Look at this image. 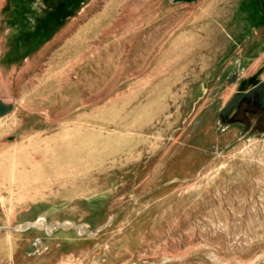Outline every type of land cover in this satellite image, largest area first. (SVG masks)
I'll return each instance as SVG.
<instances>
[{"label": "rangeland", "instance_id": "obj_1", "mask_svg": "<svg viewBox=\"0 0 264 264\" xmlns=\"http://www.w3.org/2000/svg\"><path fill=\"white\" fill-rule=\"evenodd\" d=\"M167 1L0 0V264H264V30Z\"/></svg>", "mask_w": 264, "mask_h": 264}, {"label": "crops", "instance_id": "obj_2", "mask_svg": "<svg viewBox=\"0 0 264 264\" xmlns=\"http://www.w3.org/2000/svg\"><path fill=\"white\" fill-rule=\"evenodd\" d=\"M201 1H204L202 3L205 5L215 1L217 4L221 3V6L218 5L217 8H221L220 10L224 13L223 18L246 20L244 22L255 20V22H258V26L250 24L249 21L252 31L256 32L257 29L264 30V0H168L167 2L170 6L173 4L176 9H185L193 12ZM214 8L215 6L213 5L212 9ZM236 33L241 34L243 31L239 30Z\"/></svg>", "mask_w": 264, "mask_h": 264}, {"label": "bare ground", "instance_id": "obj_3", "mask_svg": "<svg viewBox=\"0 0 264 264\" xmlns=\"http://www.w3.org/2000/svg\"><path fill=\"white\" fill-rule=\"evenodd\" d=\"M45 158H46V157H45ZM31 162H32V161H31ZM26 163H27V162H26ZM28 163H29V161H28ZM28 163H27V164H28ZM21 165H22V164H21ZM27 166H28V165H27ZM31 167H32V166H31ZM26 168H28V167H26ZM29 168H30V167H29ZM21 169H22V168H21ZM22 170H23V169H22Z\"/></svg>", "mask_w": 264, "mask_h": 264}]
</instances>
